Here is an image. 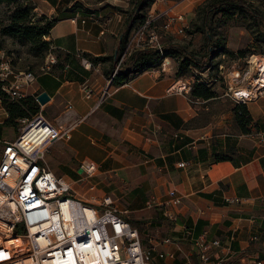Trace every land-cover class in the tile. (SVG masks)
I'll return each instance as SVG.
<instances>
[{
    "label": "crops",
    "instance_id": "1",
    "mask_svg": "<svg viewBox=\"0 0 264 264\" xmlns=\"http://www.w3.org/2000/svg\"><path fill=\"white\" fill-rule=\"evenodd\" d=\"M31 3L35 18L45 15L56 21L44 37L49 41L44 65L34 72L26 94H49L45 104H38L43 115L70 128L68 138L55 140L46 150L48 168L74 186L80 162L96 164L95 174L88 178L95 182L87 179L95 189L86 192L78 182L84 197L112 196L118 206L123 203L121 209L133 213V218L128 213L129 220L141 236L152 226L155 237L172 239L165 248L174 250L177 258L153 264L181 261L190 252L189 231L230 244L229 253L218 249L227 254L229 264L250 259L264 264V94L236 104L214 80V94L208 98L191 101L189 94L170 93L168 85L183 76L177 74V60L162 54L122 83H112L109 76L118 64V46L134 0ZM170 3L155 0L153 5ZM84 86L91 88V96H85ZM236 107L246 110L248 124L238 122ZM7 118L0 99V152L5 139L18 134L19 124L7 123ZM68 167L79 175L73 182L65 177ZM172 187L183 196L180 205L146 207L150 198L158 203L167 199ZM165 209L177 212L169 224ZM131 219H145L144 229Z\"/></svg>",
    "mask_w": 264,
    "mask_h": 264
},
{
    "label": "built area",
    "instance_id": "2",
    "mask_svg": "<svg viewBox=\"0 0 264 264\" xmlns=\"http://www.w3.org/2000/svg\"><path fill=\"white\" fill-rule=\"evenodd\" d=\"M154 2L145 17L129 29L110 81L121 69L123 59L136 49L157 47L161 51L162 34H185L187 18L177 8L178 3L156 7ZM261 4L264 7V1ZM80 59L84 66H91L85 57ZM53 60V55L49 54V61ZM202 73L196 69L194 74L211 83L213 79ZM220 74L223 75L224 95L234 103L256 99L264 94V51L248 54L242 64ZM196 79L177 78L166 90L191 95V83ZM34 80V72L13 70L7 61L0 62L1 88L9 100L19 101L26 97V89ZM83 93L91 96V88L84 86ZM37 95L33 94L39 104ZM189 99L196 101L198 97ZM40 106L33 115L19 117L17 136L5 139L1 147L0 264H153L157 260H175V251L165 248L172 239L141 236L137 226L129 220V210L121 209L112 196L105 194L96 198L90 195L89 200L48 168L46 150L55 140L68 138L70 128L46 119ZM66 107L70 109L71 104L67 103ZM155 128L158 130L160 125ZM178 164L184 166V162ZM79 167L78 181L85 186L86 192L93 191L95 185L87 179L95 174L96 164L82 161ZM167 194L168 198L160 203L156 198L148 199L146 207L181 204L183 196L174 187ZM164 214L174 219L177 212L165 209ZM188 234L190 252L177 264H229L227 254L218 249L224 247L229 253L230 244H223L220 237L209 238L204 233L195 236L189 231ZM245 264L263 262L250 259Z\"/></svg>",
    "mask_w": 264,
    "mask_h": 264
},
{
    "label": "trees",
    "instance_id": "3",
    "mask_svg": "<svg viewBox=\"0 0 264 264\" xmlns=\"http://www.w3.org/2000/svg\"><path fill=\"white\" fill-rule=\"evenodd\" d=\"M14 0H0L1 2H10ZM154 0H134L133 8L129 13L128 30L136 20H142L145 16L141 12L145 7H150ZM16 5L12 15L8 19V22L1 23L0 34H7L15 37L22 38L29 43H34L42 50L41 57H45L49 51V41L44 39L48 30L55 23L56 19L42 15L40 18L33 17L30 19V8L20 5L19 2ZM32 5L31 0L28 5ZM34 5H32L33 9ZM231 9H241L245 13H248L251 19V28L253 33V39L259 44H264V8L261 2L253 1L246 2L245 0H204L196 7L197 22H195L194 30H199L203 33L206 39V46L203 52L193 51L182 43L172 40V38H166L161 43L162 50L157 47H151L147 49H136L123 59V66L113 76L111 82L119 84L123 80L127 79L129 73H134L139 70L146 69L151 62L157 60L159 56H170L177 60V74L181 75L182 71L187 68H195L199 71H205L211 67V57L213 51L210 43V29L208 28L209 16L211 13L222 12ZM34 16V15H33ZM126 30L121 37L119 48L117 51V59L120 58L124 49V43L126 39ZM263 51V50H260ZM197 78L191 85V96L205 98L211 97L214 94V90L210 89V83L200 79L199 75H195ZM211 78V77H210ZM2 82L0 81V99L1 104L8 112L7 123L17 126V120L19 117L31 116L39 110V105L36 102L34 96L27 95L26 97L19 99V101H11L1 88ZM236 118L241 124H248L250 117L244 108L236 107Z\"/></svg>",
    "mask_w": 264,
    "mask_h": 264
},
{
    "label": "rangeland",
    "instance_id": "4",
    "mask_svg": "<svg viewBox=\"0 0 264 264\" xmlns=\"http://www.w3.org/2000/svg\"><path fill=\"white\" fill-rule=\"evenodd\" d=\"M171 1L173 3H180L179 5L181 10L184 12V15H186V32L180 36H168L166 34H162L160 39L161 43L165 41L166 38H172V40L186 45L190 50L203 52L205 50V46L207 45V41L201 31L194 30V25L195 22H197L196 7L204 0ZM17 2H19L22 6L30 8V19H33L34 16L33 9L31 8L32 5H28L30 0L1 2L0 26L1 23L8 22V19L18 4ZM155 6L161 7L159 4ZM147 10L148 7H145L142 10L143 15L146 14ZM207 26L210 29V43L212 44L211 49L213 51V56L211 57V67L207 71H203L202 74L205 77H212L214 80L213 82L219 86V88H221L223 86V75L220 74V72H225L233 66L242 64L245 57L250 53L260 50L264 51V44H259L254 41L250 16L241 9H231L225 11L224 13H211ZM41 53L42 50L39 49L37 44H31L28 41L19 38L18 36L15 37L7 34H0V62L7 61L13 70L24 69L32 72L41 70V66L44 65L43 63L45 58L41 57ZM181 75L190 80L195 77L192 68L185 69L182 71ZM193 83L194 82H192L191 85ZM65 172V177L71 182L79 178V175L75 172V169H72L71 167H68ZM88 180L93 183L95 182V179ZM78 182L79 181H77L74 186L78 194H81L84 188L80 190L79 183L81 184V181L79 183ZM85 197H87L89 200L91 199L90 197L86 196V194ZM97 197L99 198L101 196H96V198ZM119 206L123 207L124 205L122 202H119ZM129 216L133 218L134 215L130 212ZM131 220L139 225L140 229H144V223L146 222L145 219ZM165 220V222L168 223L170 219L166 217ZM152 229H154L152 226H146V228L143 230V234L149 232L147 235L155 237V232Z\"/></svg>",
    "mask_w": 264,
    "mask_h": 264
},
{
    "label": "water",
    "instance_id": "5",
    "mask_svg": "<svg viewBox=\"0 0 264 264\" xmlns=\"http://www.w3.org/2000/svg\"><path fill=\"white\" fill-rule=\"evenodd\" d=\"M49 98H50L49 94H47L45 91H41L37 95V99H38L40 104H45ZM80 170H81V168L79 169V171Z\"/></svg>",
    "mask_w": 264,
    "mask_h": 264
}]
</instances>
